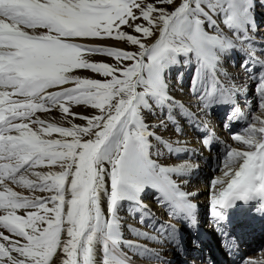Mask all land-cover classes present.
Returning <instances> with one entry per match:
<instances>
[{"label":"snow or ice","instance_id":"6c2138e0","mask_svg":"<svg viewBox=\"0 0 264 264\" xmlns=\"http://www.w3.org/2000/svg\"><path fill=\"white\" fill-rule=\"evenodd\" d=\"M254 8V0H0V264H133L140 250L163 264L159 252L123 238L119 210L128 203L143 224L150 213L142 197L152 190L161 205L192 215L190 194L173 176L195 165L164 166L150 151V137L188 151L150 130L175 124L177 113L208 129L209 147L215 137L202 117L217 105L233 106L225 128L247 123L232 137L246 150L231 147L227 179L212 182L214 217L264 193V48L254 45ZM234 50L245 57L242 84L223 71ZM192 65L186 105L170 71ZM250 81L260 113L249 119L236 97ZM81 105L90 113L73 110ZM145 112L167 115L150 125Z\"/></svg>","mask_w":264,"mask_h":264},{"label":"bare ground","instance_id":"6f19581e","mask_svg":"<svg viewBox=\"0 0 264 264\" xmlns=\"http://www.w3.org/2000/svg\"><path fill=\"white\" fill-rule=\"evenodd\" d=\"M106 43L111 44L113 42L107 41ZM84 72L90 73L86 70H84ZM183 75H184V73H183ZM230 76H233V75L230 74ZM231 78H233V77H231ZM245 79H246V77L244 78V81H245ZM176 81H178V79ZM244 81L242 83H244ZM169 82H170V79H169ZM252 84H254V82H251V81L248 82L247 91H250L249 88H251ZM170 86L172 87L175 98L187 105L189 103L191 97L187 96L188 93L186 94V91H185L186 88L179 87V83H177L176 86L175 85L173 86V84ZM227 106H229V108L233 107L232 105H227ZM231 110H232V108L229 111L231 112ZM74 111L79 112L81 114H89L91 110L89 108L84 109L83 113H82L79 109L75 108ZM53 113H56L58 118L60 119L61 113L59 112L58 109H53L51 111V113H49L48 115L50 116V114H53ZM144 115H145L146 123H149L150 125L158 123L161 120V117L165 116L159 112H157V114L153 115L152 117H151V115H149L146 112ZM180 116L181 115L179 113H177L176 117H178V118H176V119H183ZM55 119L57 120L56 116H55ZM75 122L81 123V121H79V120H76ZM230 123H232V122H230ZM150 130L157 131V135H160L162 137L163 141H165V142H174L176 140H180V141H183L184 143L187 144V145H177V144L173 143V147L179 146V147H186L188 149L187 152H181V153L177 154V153L170 152L168 150V147L166 146V143L158 142L154 138L150 137L149 139L153 144V148L150 150L152 153V158L155 159L159 164L164 165V166H171V165H174L176 163H181V162H184L185 160H188L193 165L194 164L197 165L199 163L205 164L209 161V158H208V155L206 152V150H207L206 148H208V146H206V145L204 146L202 144L203 146H200V148H198L197 142H200V141H198L199 137L196 138L194 136H188L187 137L188 139L186 138L187 141L185 142V139L177 138V137L173 138L170 134L167 133V131H165V130L161 131L160 128L150 129ZM202 133H203V131L198 130L195 135L202 134ZM190 134L192 135V132H190ZM212 135H213V133H212ZM224 138L226 140V139H229L230 136L226 134V135H224ZM211 147L212 148L215 147L214 140L211 143ZM201 150H204V151L202 153H200ZM209 156L211 159L210 162H212V160L214 158L213 152H211V154ZM173 157L177 158V161H173ZM54 170H58V169H54ZM198 177H199V175H197L196 172H194L193 170L190 169L183 175L173 176V179L181 180V186H180L181 190L186 192V193H189L190 195H193L195 190H192L191 186L197 185V184L204 181V180L199 181ZM187 182H190V183H187ZM188 184H190V185H188ZM224 186H226V184ZM216 190H217V188L215 189V191ZM36 194L37 195H44L41 193H36ZM259 194H263V196H264V193H259ZM256 195H258V194H256ZM142 199H143V203L147 206H152V209L154 207L155 208L158 207L160 213H157L154 217H151V210L146 209V211L148 213H150V216H148L144 220V223L142 224V225H144V227H141V225L135 224V222L138 223V221H140L141 214H142L141 211L133 209L132 211H130V213H129L130 215H125V212L129 211L131 206L128 203H124L122 205L121 209L119 210V215L122 217L123 238L125 240H129V241H133V242L145 245L148 249L155 250V251L159 252L163 258H165L163 255H165L166 250H169V253H171V254L172 253L174 254V251L183 250L184 247L180 246L176 242L173 245H171V243L173 242V238H172V235L169 236L168 234H171V231H173L175 229V227H180L182 225V223H184V224L186 223V220H187L186 215H181L180 212L172 209L168 205H161L160 203H158L155 195L152 192V190H148L143 195ZM189 199H192L191 200L192 202L194 201V198L191 196L189 197ZM198 205L199 204H197V206ZM154 211L157 212V209ZM210 212H212V206L210 207ZM173 213H175V214H173ZM206 213L204 214V211L202 209L199 211H196L195 207L192 208V216L200 224H202L204 221H206L205 220ZM263 224H264V220H263ZM129 225L132 226V229H139L140 231L148 232L151 235H155V236H157V230H160V232L162 231L163 235L161 237L157 236V240L138 238L135 235V232L133 230H130ZM261 225L262 224L260 223L258 226H261ZM170 226H172V227H170ZM179 231H181V229ZM177 234L179 235V232H177ZM262 235H264V234L255 235V237L252 239V241L249 244H247L248 236L246 237L243 232H237L235 237L232 236L228 240H230L229 244L237 243L238 245L239 244L244 245V250L247 254V257L253 258V261H264V246H263L264 238H262ZM135 236L138 239L137 241L134 240ZM185 237H188V235H186ZM256 238H260V242H257L255 240ZM213 242L215 243L216 241L213 240ZM261 245L263 246V248ZM121 247L124 249V251H128L126 246L121 245ZM149 247H151V248H149ZM255 248L257 249L258 252H254V253L250 254L252 252L251 250H254ZM185 249H187V246L185 247ZM215 249H218V248L215 246ZM133 251H137V250L133 249ZM212 251H214V250H212ZM220 254H221L222 259H221V261H219V264H222L225 257L223 255V253H220ZM130 255H131V253H130ZM186 255L190 259H192V257H193V255L190 251H186ZM150 257H151V252L146 253L143 250H140L138 255L132 256V261H133V264H160L159 261L155 260L154 258H150ZM170 258H173V257H170ZM194 261L196 262V259ZM166 263H167V261H165V259H163V264H166ZM178 263L181 264V259L176 258L175 261L171 262L170 264H178ZM183 264H188V263L184 261Z\"/></svg>","mask_w":264,"mask_h":264},{"label":"rangeland","instance_id":"374dc122","mask_svg":"<svg viewBox=\"0 0 264 264\" xmlns=\"http://www.w3.org/2000/svg\"><path fill=\"white\" fill-rule=\"evenodd\" d=\"M255 3V8H254V18H255V23L257 26V30L254 33L255 35V41H254V45L256 48H264V0H254ZM121 46H125L128 47L127 45H121ZM257 55L261 56L262 59H264V52H257ZM95 59L97 60H104L105 62H108V58L105 57H101V56H97L95 57ZM245 59L244 54L240 51H233L230 55H227L224 60H223V71H225L227 73V75H229L228 77H233V79L235 80V82L237 84H242V82L244 81V78L246 77V74L244 72V69L241 67L242 61ZM83 71V74L85 75H89V76H93V78H99L98 76H95V74L92 73H86ZM183 72L184 75L182 77V80L176 81L177 77L179 75V73ZM195 72V66H188V67H173L170 71V85L173 84V86L177 83H179V87H183L186 88V94L188 93V88L189 85L191 83L192 77L194 75ZM233 75V76H230ZM241 75V76H240ZM236 77V78H235ZM223 83V81H222ZM250 91H247L246 94H241L238 95L236 98V102L239 105V107L241 108V110L245 111L248 113L249 115V119L251 118V115L254 114H259L260 110L257 107V99H256V93H255V82L254 84L251 85V88H249ZM187 96H190L189 93L187 94ZM246 101L247 106H246ZM228 104H220L217 105L216 107H214L210 113L207 116L202 117V119L208 123L212 129V133L213 136L215 137L214 139V145L215 147H209L206 148V152L209 158V161L207 163H199V164H194L195 167H193L191 170H193L194 172L197 173V175H199L198 180H204L203 182L197 184V185H192V190H195L193 195H189V197H193L194 201L192 202V199H189L191 204H192V208L195 207L196 211L199 210H203L204 214H207V218L209 216L210 212V207H211V201H212V196L215 193V189L216 187L213 186L212 182L217 178L220 177L222 179H226V177H224L223 173L225 171L224 168V162H225V157L227 154V151L231 148V147H236L238 149L241 150H246L247 146H244L241 144V142H237L234 141L232 139L233 135L241 132L246 126L247 123L244 120L238 121V122H232L230 123V126L225 128L224 124L227 121V117L230 113V109L232 107L229 108V106H227ZM227 106V107H226ZM77 108L79 109L82 113L84 109H88V107L86 106H74V109ZM73 109V110H74ZM249 109H251V111L249 112ZM148 113V112H146ZM149 115H151V117L153 116V114L148 113ZM57 117V120H59L58 116L56 113L50 114V117L55 119V116ZM161 119H165L166 117V112L163 113ZM183 119H176V123H168V126L166 128H160L161 131H167L168 134H170L173 138H183L185 139V142L187 141V137L188 136H194V137H199L200 142L198 143V148H200V146H203L204 144L202 143L203 138L209 135V131L207 128H205L203 125H200L199 127L193 123L192 121L185 119L183 116H180ZM178 118V117H176ZM177 125L180 128V133L176 132V127ZM159 130V131H160ZM203 131L202 134H198L195 135L197 133V131ZM190 132H192V135L190 134ZM157 133V131H156ZM229 135L230 138L226 139L224 138V135ZM187 138V139H186ZM217 142V143H216ZM203 144V145H202ZM182 145H187L186 143H183ZM205 146V145H204ZM204 150H201L200 153H202ZM211 152H213L214 158L212 160V162H210V154ZM173 161H177V158L173 157ZM177 183L181 186V180H177ZM190 183V182H187ZM190 185V184H188ZM15 188V190L20 191V192H24V194H28V192L20 187L17 186H13ZM204 188V189H203ZM190 192V191H189ZM197 204H199L197 206ZM147 209L151 210V217H154L157 213H160L158 207L157 208H153L152 206H147ZM157 209V212H155L154 210ZM130 210L125 212V215H130ZM203 214V215H204ZM202 215V216H203ZM136 225H141V227H144V225H142L140 223V221H138V223L135 222ZM146 226V225H145ZM176 229H178V227H176ZM180 232V231H178ZM175 234V233H174ZM157 236L161 237L162 234L160 233V230H157ZM262 238H264V235H262ZM134 240H138L137 237H134ZM217 240V239H216ZM257 242H260V238H256L255 239ZM218 241V240H217ZM219 245H217L218 247ZM262 246V245H261ZM264 246V243H263ZM262 246V248H263ZM186 247V246H185ZM151 248V247H149ZM252 253L254 252H258L257 249L255 248L254 250H251ZM165 255H163L165 258V261H167L166 264H170L171 262L175 261L172 260L174 254L169 253V250L165 251ZM222 253V252H219ZM224 257L227 258L226 254L223 252ZM224 259L223 264H228L227 259ZM172 260V261H171ZM226 262V263H225ZM184 261L181 260V264H183ZM203 263V262H202Z\"/></svg>","mask_w":264,"mask_h":264}]
</instances>
